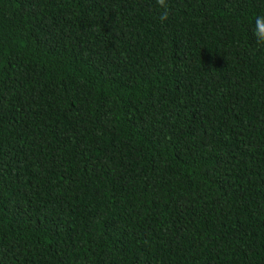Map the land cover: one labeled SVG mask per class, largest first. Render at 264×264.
<instances>
[{
  "label": "trees",
  "instance_id": "16d2710c",
  "mask_svg": "<svg viewBox=\"0 0 264 264\" xmlns=\"http://www.w3.org/2000/svg\"><path fill=\"white\" fill-rule=\"evenodd\" d=\"M0 0V264H264V0Z\"/></svg>",
  "mask_w": 264,
  "mask_h": 264
},
{
  "label": "clouds",
  "instance_id": "9594fccd",
  "mask_svg": "<svg viewBox=\"0 0 264 264\" xmlns=\"http://www.w3.org/2000/svg\"><path fill=\"white\" fill-rule=\"evenodd\" d=\"M157 4L163 9L160 15L161 21H165L169 17L167 0H157ZM254 34L257 39V43L264 46V15H259L255 20Z\"/></svg>",
  "mask_w": 264,
  "mask_h": 264
}]
</instances>
